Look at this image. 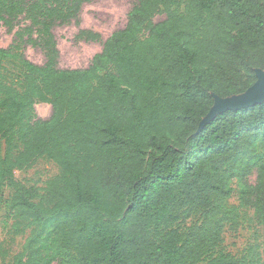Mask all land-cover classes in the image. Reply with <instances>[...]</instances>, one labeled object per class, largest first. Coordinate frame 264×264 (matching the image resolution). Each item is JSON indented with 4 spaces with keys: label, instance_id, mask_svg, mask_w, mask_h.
I'll return each mask as SVG.
<instances>
[{
    "label": "trees",
    "instance_id": "16d2710c",
    "mask_svg": "<svg viewBox=\"0 0 264 264\" xmlns=\"http://www.w3.org/2000/svg\"><path fill=\"white\" fill-rule=\"evenodd\" d=\"M92 1L0 0V206L10 189V232L28 233L11 264H247L220 247L233 179L264 219V101L200 124L264 69V0H138L87 67L61 68L54 29ZM41 158L59 168L45 187L16 178Z\"/></svg>",
    "mask_w": 264,
    "mask_h": 264
},
{
    "label": "rangeland",
    "instance_id": "374dc122",
    "mask_svg": "<svg viewBox=\"0 0 264 264\" xmlns=\"http://www.w3.org/2000/svg\"><path fill=\"white\" fill-rule=\"evenodd\" d=\"M138 0H93L84 4L81 11L79 25L72 23L57 26L54 29L60 50L59 66L61 68L87 67L94 55L100 52L103 44L113 32L123 28L127 22L128 13ZM181 8L184 0H180ZM165 18L158 14L155 21ZM81 28L92 29L101 34L99 41L76 40L75 35ZM14 39V32L6 27L0 28V46L8 47ZM25 56L35 63L42 64L46 60L45 53L31 45L24 46ZM9 73L17 74L18 68L13 61H6ZM36 114L47 119L52 115V105L38 102L35 105ZM59 173L57 164L48 159L41 158L37 164L24 171H17L16 178L27 186L45 187L46 182ZM248 181H256V172L248 177ZM235 191L229 199V204L237 206V223H227L224 228V242L220 249L230 252L247 264H264V219H261L255 210L245 207L241 202L242 181L235 178L231 181ZM11 195L10 189L5 190L3 202L0 206V264H11L13 256L22 250L28 235H13L10 232L12 220L8 216V206L5 200ZM191 220L181 225L190 224ZM56 264V263H54Z\"/></svg>",
    "mask_w": 264,
    "mask_h": 264
},
{
    "label": "water",
    "instance_id": "95a60500",
    "mask_svg": "<svg viewBox=\"0 0 264 264\" xmlns=\"http://www.w3.org/2000/svg\"><path fill=\"white\" fill-rule=\"evenodd\" d=\"M257 80L244 93L229 97H216L208 115L202 120L200 129L213 120L218 114L227 110L247 108L264 101V69H257Z\"/></svg>",
    "mask_w": 264,
    "mask_h": 264
}]
</instances>
